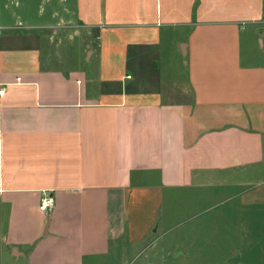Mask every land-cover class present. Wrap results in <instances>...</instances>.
Returning a JSON list of instances; mask_svg holds the SVG:
<instances>
[{
  "label": "crops",
  "instance_id": "0c3cea01",
  "mask_svg": "<svg viewBox=\"0 0 264 264\" xmlns=\"http://www.w3.org/2000/svg\"><path fill=\"white\" fill-rule=\"evenodd\" d=\"M206 185L264 213V0H0V256L117 264Z\"/></svg>",
  "mask_w": 264,
  "mask_h": 264
},
{
  "label": "rangeland",
  "instance_id": "374dc122",
  "mask_svg": "<svg viewBox=\"0 0 264 264\" xmlns=\"http://www.w3.org/2000/svg\"><path fill=\"white\" fill-rule=\"evenodd\" d=\"M84 45L81 37H76L69 45L70 60L78 65H86L88 52ZM213 191H216V196H213ZM226 197L227 189L219 186L206 185L188 190L185 201L180 204V213H170L169 231L163 236L158 233L156 240L149 238L136 245L123 257L120 256L116 263L261 264L260 244L264 243L261 206L258 209L251 207V213H244L242 207L231 213V203H221ZM189 198L191 200L187 201ZM232 203L233 206L239 205L238 201ZM1 240L0 233V243ZM233 247L238 248L233 252ZM235 252L239 255L232 257ZM113 261L104 259L100 264H112ZM0 264L27 262L22 257L17 260L4 254L0 256Z\"/></svg>",
  "mask_w": 264,
  "mask_h": 264
},
{
  "label": "built area",
  "instance_id": "2783aa9c",
  "mask_svg": "<svg viewBox=\"0 0 264 264\" xmlns=\"http://www.w3.org/2000/svg\"><path fill=\"white\" fill-rule=\"evenodd\" d=\"M52 204V198L49 195H44L41 197L40 209L46 211Z\"/></svg>",
  "mask_w": 264,
  "mask_h": 264
},
{
  "label": "water",
  "instance_id": "95a60500",
  "mask_svg": "<svg viewBox=\"0 0 264 264\" xmlns=\"http://www.w3.org/2000/svg\"><path fill=\"white\" fill-rule=\"evenodd\" d=\"M177 253L176 252H174V255H176Z\"/></svg>",
  "mask_w": 264,
  "mask_h": 264
}]
</instances>
